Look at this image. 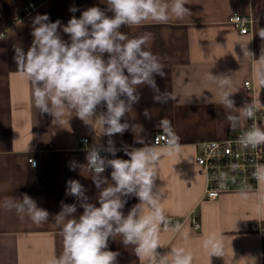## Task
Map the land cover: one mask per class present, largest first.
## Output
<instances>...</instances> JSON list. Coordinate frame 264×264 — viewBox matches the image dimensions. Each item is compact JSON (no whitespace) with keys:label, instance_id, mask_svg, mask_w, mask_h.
<instances>
[{"label":"crops","instance_id":"crops-1","mask_svg":"<svg viewBox=\"0 0 264 264\" xmlns=\"http://www.w3.org/2000/svg\"><path fill=\"white\" fill-rule=\"evenodd\" d=\"M37 8L21 15L0 35V202L7 197H32L38 207L50 213L49 222L33 223L20 219L14 211L0 207V264H50L53 257L63 251L61 229L55 223V215L61 211V202L76 204L78 218L83 213L80 202L66 195L67 181L78 180L85 188L89 203L99 206V190L90 172L80 168L70 170L69 163L77 161L86 165L87 150L99 143L107 146L109 137L103 134L99 122L86 125L74 113L66 112L61 124H53V117L34 106L33 90L27 78L17 72L13 59L14 45L25 52L32 44V20L47 14L50 22H61L60 35L69 41L62 27L75 16L79 18L90 7L107 8L104 0H37ZM75 6L79 10L69 11ZM190 15L183 19L172 18L167 24L146 21L139 26H123L121 31L129 38L151 33L147 50L158 55L165 65V77L155 76L161 93L171 92L175 99L166 103L155 102V93L148 86H139V102L132 113L126 114L129 123L143 126L145 142L161 152L155 188H163L161 207L167 217V226L159 232L157 252L166 254L173 247L190 251L193 264H264V176H260L258 188L231 191L215 201L204 199L205 172L196 164V156L203 142L222 140L232 128L226 119V110L219 104L218 87L207 79L214 76L231 77L227 86L230 98L237 108L254 103L260 112L256 126L264 129V85L256 79L259 63L243 57L241 45L247 44L259 59L264 39L258 35L264 29V0H188L185 5ZM252 17L251 32L242 35L230 23L235 14ZM111 15V13H108ZM15 18V17H14ZM107 54H105V58ZM250 86H246V83ZM202 92L199 99L197 95ZM207 97L209 103L204 102ZM147 109L151 118H146ZM106 111L98 106L97 115ZM171 122V132L179 137L178 146L169 155L167 145H154L156 133H164L160 121ZM248 124L243 117L235 129ZM89 138L84 147L80 140ZM118 149L116 156L102 152L109 159H129L123 148H140L131 130L111 137ZM38 160L33 167L29 159ZM112 169L102 174L111 183ZM247 194V198L242 197ZM139 203L136 197L128 198L123 212ZM200 228L195 230L192 219ZM182 226L175 231V225ZM216 234L222 242L223 256L212 255L202 244L210 234ZM108 250L118 251L117 264H150L148 258H138L134 246L125 247L120 238L109 239Z\"/></svg>","mask_w":264,"mask_h":264},{"label":"clouds","instance_id":"clouds-1","mask_svg":"<svg viewBox=\"0 0 264 264\" xmlns=\"http://www.w3.org/2000/svg\"><path fill=\"white\" fill-rule=\"evenodd\" d=\"M107 8L90 7L79 18L72 16L62 32L68 34L69 41L61 35V22L49 21L47 14H37L32 20L33 41L27 52L14 45L13 57L17 72L25 76L33 90L34 106L41 115L53 117V124H61L66 112L74 113L86 125L99 122L103 134L109 137L107 146L95 144L87 150L86 165L77 161L69 163L70 170L80 168L92 172L91 178L99 190L97 207L88 202L84 186L74 179L67 181L66 195L74 196L80 202L83 213L76 218V204L61 202V211L54 217L63 238V251L53 257L50 264H117L118 251L108 250L109 239L120 238L127 247L134 246L138 258H148L150 264H193L194 256L182 247H173L166 254L157 252L161 226H167V217L161 207L163 188H155L161 152L147 144L142 137L143 126L121 122L126 114L132 113L133 105L139 102V86H148L155 93L158 103L174 100L171 92L161 93L155 76L165 77V65L158 55L147 50L151 33L135 38L121 31L123 26H139L146 21L167 24L173 17L183 19L190 15L185 7L188 0H104ZM75 6L69 9L75 13ZM111 13V15H108ZM264 39V29L258 31ZM244 59L252 58L259 63L256 79L264 85V47L259 59L241 45ZM105 54L107 57L105 58ZM207 79L218 87L219 104L226 110L229 127L235 129L243 117L255 114L254 103H245L242 108L235 106L230 98L232 92L226 90L231 77L214 76L210 72ZM202 92L197 95L200 98ZM204 102L209 103L207 97ZM106 106V111L97 115L98 106ZM146 118H151L147 109ZM162 129L171 136L165 151L170 155L178 146L179 137L171 132V122L160 121ZM131 130L140 148L125 146L123 151L129 159H109L101 152L116 156L118 149L111 139L116 134ZM246 148L264 145V129L253 126L239 137ZM111 168V183L102 174ZM257 175L264 176V165H259ZM247 198L246 193L241 194ZM136 197L139 203L124 214L128 198ZM0 207L14 211L20 219L28 218L33 223L49 222L50 213L27 194L22 198L7 197ZM182 226L175 225L180 232ZM202 246L212 255L223 256L222 242L216 234L208 235Z\"/></svg>","mask_w":264,"mask_h":264},{"label":"built area","instance_id":"built-area-1","mask_svg":"<svg viewBox=\"0 0 264 264\" xmlns=\"http://www.w3.org/2000/svg\"><path fill=\"white\" fill-rule=\"evenodd\" d=\"M37 3V0L26 2L23 5L22 14L33 12L37 8ZM19 18H13L11 24L17 23ZM229 21L242 35L251 32L252 17L236 13ZM246 86H250V83L247 82ZM259 115L260 112L255 108V114L248 118L246 127L229 130L226 138L222 140H212L201 144L196 156V164L205 172L206 187L203 196L205 200L213 202L224 193L258 188L260 176L257 175V168L259 165H264V145L246 148L239 142V137L256 126V118ZM169 142L170 138L164 133H156L153 139L154 145L158 146L168 145ZM80 143L84 147L88 146L89 138L83 137ZM29 163L33 167L38 166L36 159L30 158ZM192 224L195 230L200 228L196 218L192 219Z\"/></svg>","mask_w":264,"mask_h":264},{"label":"trees","instance_id":"trees-1","mask_svg":"<svg viewBox=\"0 0 264 264\" xmlns=\"http://www.w3.org/2000/svg\"><path fill=\"white\" fill-rule=\"evenodd\" d=\"M29 0H0V35L11 25L14 17L22 15L23 5Z\"/></svg>","mask_w":264,"mask_h":264}]
</instances>
